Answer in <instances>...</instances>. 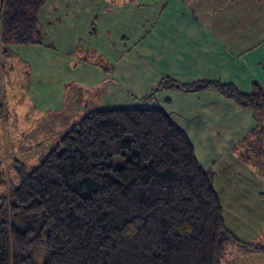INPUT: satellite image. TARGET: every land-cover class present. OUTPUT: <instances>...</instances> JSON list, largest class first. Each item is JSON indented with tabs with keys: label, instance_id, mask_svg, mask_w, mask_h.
<instances>
[{
	"label": "crops",
	"instance_id": "crops-1",
	"mask_svg": "<svg viewBox=\"0 0 264 264\" xmlns=\"http://www.w3.org/2000/svg\"><path fill=\"white\" fill-rule=\"evenodd\" d=\"M37 26V41L0 51V162L13 161L20 171L23 152L75 123L68 124V114L162 107L201 168L212 172L235 242L264 254L256 236L241 241L229 220L249 223L264 200V113L211 88H163L149 96L165 78L220 81L243 94L255 83L264 89V1L46 0ZM35 124L56 129L37 143L28 139L22 150L8 142V131L14 141ZM46 153L38 150L31 159Z\"/></svg>",
	"mask_w": 264,
	"mask_h": 264
},
{
	"label": "trees",
	"instance_id": "trees-1",
	"mask_svg": "<svg viewBox=\"0 0 264 264\" xmlns=\"http://www.w3.org/2000/svg\"><path fill=\"white\" fill-rule=\"evenodd\" d=\"M46 0H0V45L37 41ZM264 1V0H262ZM214 89L264 113V89L220 81L161 80L157 90ZM220 264L236 241L223 220L212 172L162 107L92 110L73 123L0 199V264ZM264 250V247H256Z\"/></svg>",
	"mask_w": 264,
	"mask_h": 264
},
{
	"label": "rangeland",
	"instance_id": "rangeland-1",
	"mask_svg": "<svg viewBox=\"0 0 264 264\" xmlns=\"http://www.w3.org/2000/svg\"><path fill=\"white\" fill-rule=\"evenodd\" d=\"M1 7V6H0ZM1 13V12H0ZM2 46L0 45V51H1ZM6 84V83H5ZM8 89V88H7ZM6 89V91H8ZM87 112V110L85 111ZM85 113H80L79 115L75 114H68V124L70 125L73 122H76L79 120L81 117L84 116ZM66 123V121H65ZM61 126V125H60ZM64 126V124L62 125ZM39 124H35L32 126L30 130H23L20 134H16V138L13 139L10 137V131L7 133V139L9 143L17 144L20 150L22 148H25V144H28V139L34 140V142H38V140H42L44 138H47L49 136V131L56 129L54 127H51L50 125L48 127H45L43 130L38 129ZM60 128V127H57ZM36 131V132H35ZM18 133V131H17ZM33 134H36L33 137ZM58 138L60 137H55L52 138L53 140H44L41 145H37L31 152L28 154L27 152H23L21 155V163L19 165H23L20 171H14V167L16 166V163L13 161H1L0 162V199L3 196H8L10 190H12L14 187L18 185L20 182V172L23 169L25 172H30L39 162L40 157L35 159H31L33 155L38 151V150H45V152H48V150L52 149L57 141ZM16 141V142H15ZM45 143L47 144V147H45ZM49 146V147H48ZM47 148V149H46ZM35 156V155H34ZM42 157V156H41ZM5 158V157H4ZM5 160V159H4ZM17 170V169H16ZM264 197V195H261V198ZM264 200H261V204L259 205L257 211H252L253 215V220H251L249 223H245V221L242 219L240 221H237L236 223H233L236 219L234 217H229L230 223L233 225V230L236 234V236L241 240V241H248L254 236L257 238V243H260L261 245H264V220L259 221L260 218H264ZM254 221V222H253ZM247 226V224H251ZM256 229V232H255ZM254 233V234H253ZM45 237L46 233L43 232L42 234V244L38 245L36 248L33 249L32 251V260L35 264H43L45 258H46V247H45ZM224 254L221 258L220 264H264V254L260 252H254V250H245L243 248V244L235 241H228L224 245Z\"/></svg>",
	"mask_w": 264,
	"mask_h": 264
}]
</instances>
